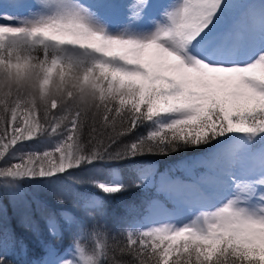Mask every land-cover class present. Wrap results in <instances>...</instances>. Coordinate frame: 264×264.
Returning <instances> with one entry per match:
<instances>
[{
  "label": "snow or ice",
  "instance_id": "6c2138e0",
  "mask_svg": "<svg viewBox=\"0 0 264 264\" xmlns=\"http://www.w3.org/2000/svg\"><path fill=\"white\" fill-rule=\"evenodd\" d=\"M32 61L95 97H0V201L70 237L30 264H264V0H0V69ZM17 247L0 224V264Z\"/></svg>",
  "mask_w": 264,
  "mask_h": 264
},
{
  "label": "trees",
  "instance_id": "16d2710c",
  "mask_svg": "<svg viewBox=\"0 0 264 264\" xmlns=\"http://www.w3.org/2000/svg\"><path fill=\"white\" fill-rule=\"evenodd\" d=\"M55 78V77H53ZM83 83H88L83 80ZM72 106L80 108V105L72 99V94H68V100L65 102ZM38 148L43 145H37ZM161 167L164 165V161L158 160ZM125 180L130 179V174L125 170ZM29 191H32L27 185H25ZM140 193L137 191H130L124 193L122 197L110 200L108 202V221L110 225H115L119 222L120 217L124 215V210L121 206V201L131 202L138 201ZM44 199L50 208L55 209L57 206L54 203L53 195L51 192L42 194ZM65 208L71 210V205H65ZM45 214L32 211L27 212L24 210L22 204L17 202L14 206L8 197H4L0 201V224L4 228H7L9 232L14 233L17 240H22L27 245V255L23 254L17 247L15 253L9 256L10 260H15L17 264H30L31 261L41 260L44 258L45 253L41 244V241L56 243L58 248H64L70 243V237L63 241L56 242L49 236L44 218ZM39 232V235L36 232Z\"/></svg>",
  "mask_w": 264,
  "mask_h": 264
},
{
  "label": "clouds",
  "instance_id": "9594fccd",
  "mask_svg": "<svg viewBox=\"0 0 264 264\" xmlns=\"http://www.w3.org/2000/svg\"><path fill=\"white\" fill-rule=\"evenodd\" d=\"M31 65L24 75H17L15 71L9 74L0 69V97L22 94L26 99L44 108L53 100L64 104L68 100V94L71 93L72 99L80 105L82 111L92 108L95 97L94 84L91 81L83 83L77 70L70 68L62 77L49 79L42 69L35 66L34 61Z\"/></svg>",
  "mask_w": 264,
  "mask_h": 264
},
{
  "label": "rangeland",
  "instance_id": "374dc122",
  "mask_svg": "<svg viewBox=\"0 0 264 264\" xmlns=\"http://www.w3.org/2000/svg\"><path fill=\"white\" fill-rule=\"evenodd\" d=\"M5 2H7V0H5ZM12 203V202H11Z\"/></svg>",
  "mask_w": 264,
  "mask_h": 264
}]
</instances>
